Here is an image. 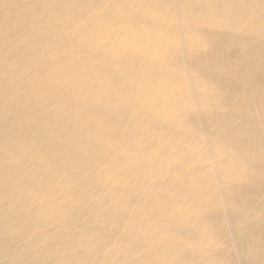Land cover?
Returning a JSON list of instances; mask_svg holds the SVG:
<instances>
[{"label":"bare ground","instance_id":"bare-ground-1","mask_svg":"<svg viewBox=\"0 0 264 264\" xmlns=\"http://www.w3.org/2000/svg\"><path fill=\"white\" fill-rule=\"evenodd\" d=\"M0 264H264V0H0Z\"/></svg>","mask_w":264,"mask_h":264}]
</instances>
